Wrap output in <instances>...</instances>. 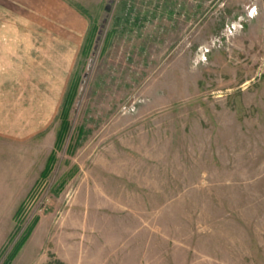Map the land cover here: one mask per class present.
I'll return each mask as SVG.
<instances>
[{"label":"rangeland","instance_id":"374dc122","mask_svg":"<svg viewBox=\"0 0 264 264\" xmlns=\"http://www.w3.org/2000/svg\"><path fill=\"white\" fill-rule=\"evenodd\" d=\"M0 264H264V0H0Z\"/></svg>","mask_w":264,"mask_h":264},{"label":"trees","instance_id":"16d2710c","mask_svg":"<svg viewBox=\"0 0 264 264\" xmlns=\"http://www.w3.org/2000/svg\"><path fill=\"white\" fill-rule=\"evenodd\" d=\"M77 82H78V78L73 80V82L70 84L69 89H68L67 94H66L65 107L63 106V108H62L63 118L65 120V124H67L66 119H67L68 108H69L70 104L72 103V100L74 97V92H75V89L77 86Z\"/></svg>","mask_w":264,"mask_h":264}]
</instances>
